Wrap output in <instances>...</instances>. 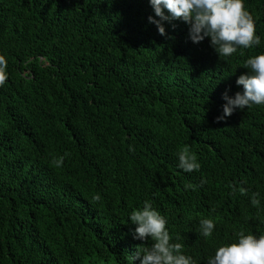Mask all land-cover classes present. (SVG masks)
Segmentation results:
<instances>
[{
  "label": "trees",
  "instance_id": "1",
  "mask_svg": "<svg viewBox=\"0 0 264 264\" xmlns=\"http://www.w3.org/2000/svg\"><path fill=\"white\" fill-rule=\"evenodd\" d=\"M245 5L261 44L220 58L182 21L160 35L149 0H0V264H140L145 200L196 264L264 234V105L216 119L264 53V0ZM184 147L199 171L179 167Z\"/></svg>",
  "mask_w": 264,
  "mask_h": 264
},
{
  "label": "clouds",
  "instance_id": "2",
  "mask_svg": "<svg viewBox=\"0 0 264 264\" xmlns=\"http://www.w3.org/2000/svg\"><path fill=\"white\" fill-rule=\"evenodd\" d=\"M149 3L155 13V16L148 18L149 22L157 26L160 35H168L165 21H182L188 25L189 38L193 43L199 44L205 38H210V45L220 58L231 57L238 49H250L261 44V38L256 34L255 19L246 8L245 0H149ZM242 67L249 70L236 81L237 85L243 86V91L236 92L234 96H229L227 91L224 93L226 103L223 105V114L216 118L217 122L232 116L237 109L243 111L254 105H264V53L251 56ZM7 79V60L0 55V87L5 85ZM177 155L179 167L185 172L200 170L197 156L188 147L180 149ZM63 161L64 157H60L53 164L60 167ZM204 183L206 181L202 180L201 184ZM228 187L233 192L237 190L233 184ZM185 188L194 186L186 184ZM239 191L247 195L243 187ZM258 197V192L251 195L254 207L260 205ZM99 200V195L93 197V202ZM130 221L136 225L133 233L135 239L151 241L150 245L136 246V258L140 259V264H196L193 257L184 253V245L174 242L167 228V218L151 201L145 200L142 208L133 210ZM215 227L212 219H202L200 235L211 237ZM236 235L237 241L218 247L208 264H264V234L257 237L241 230ZM176 241H179V237H176Z\"/></svg>",
  "mask_w": 264,
  "mask_h": 264
}]
</instances>
